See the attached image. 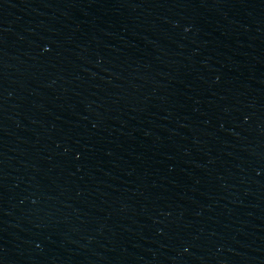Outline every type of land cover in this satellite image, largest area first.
Returning a JSON list of instances; mask_svg holds the SVG:
<instances>
[{"label": "water", "instance_id": "1", "mask_svg": "<svg viewBox=\"0 0 264 264\" xmlns=\"http://www.w3.org/2000/svg\"><path fill=\"white\" fill-rule=\"evenodd\" d=\"M0 264H264V0H0Z\"/></svg>", "mask_w": 264, "mask_h": 264}]
</instances>
